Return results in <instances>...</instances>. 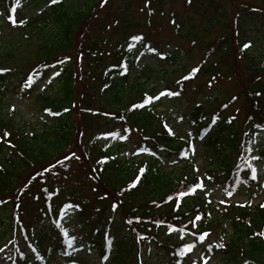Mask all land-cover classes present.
Listing matches in <instances>:
<instances>
[{
    "label": "trees",
    "instance_id": "16d2710c",
    "mask_svg": "<svg viewBox=\"0 0 264 264\" xmlns=\"http://www.w3.org/2000/svg\"><path fill=\"white\" fill-rule=\"evenodd\" d=\"M26 1L3 0L7 17L14 15L19 23V9ZM147 1L149 2L145 5L151 6V0H146L145 3ZM100 2L101 0L99 4ZM258 2L262 4L264 0L242 2L228 22V12L216 4L215 0H183V4L192 14L185 15L182 10H178V19L174 13L171 21L175 23V29L181 31L183 38L185 34L190 37L200 33L198 29L201 24L191 20L194 15H204L208 20L204 22L212 23L214 28L231 29L230 38L236 47L235 59L242 61L240 64L244 67L243 70L238 69V72L229 67L230 50L224 37H227V34L221 33L222 37L214 39L209 46L213 47L212 54L215 53L219 60L205 61V65L199 63L197 73L192 71L196 68L187 71L185 67H178L183 71L184 77L191 74L190 79L194 80L199 72L211 71L212 76L213 72L221 70L232 78L237 76L236 73H241V81L247 71L245 81H250L251 88H255L252 91L246 87L247 92L235 93L237 96L244 95V99L238 98L242 99L243 105L247 104L246 101L250 102L242 117L238 114H224L227 113V105L221 101L222 96L218 95L210 97L204 104L198 103L191 110L190 129L194 126L202 137L208 130L207 120L203 119H208L205 111L207 107L213 108L215 104L217 106V109L213 110L214 118H217L215 126L210 128L207 139L202 142L205 152L202 151L201 154L209 164L206 166L208 180L202 189L195 187L200 180L192 168L194 160L189 154L190 145L195 143L190 131L177 133L173 125L169 127L164 119L158 117L159 113L153 103L145 108L132 109V105L141 103L145 96L143 91H139L140 87L145 88V82L156 75L152 68H146L142 71L146 77L145 81L141 78L127 79L135 63V50H146L154 57H159V51L161 52L151 38L133 30V27H138L137 21L132 22L128 13L120 12L111 15V19L98 17L96 20L93 16L99 5L98 0H86L80 10H70L60 2L59 9L51 8L50 14L41 15L36 23L20 22L18 28H25L28 37H31L32 33L37 36V54L41 58L22 75L24 80H21V83H26L31 77V86L34 87L51 72L55 74L60 70V75L55 76L60 98L46 97L45 102L41 103L44 109L58 114L51 116V125L49 124L44 132L31 137L24 136L21 129H16L14 133L17 125L0 112V138H3L5 131L10 134L7 137L10 144L0 139V208L7 206L5 209L10 211L9 220L0 221V228L3 224L14 228L12 237L8 239L11 240L9 245L12 246L2 264H24L29 261L43 263L46 259L42 254L43 246L51 237L55 240L56 236L62 237L64 243L72 238L69 229L72 217L66 218L68 213L73 214V220L85 218L87 223L83 225H86L89 231L82 237L88 241L90 248L95 247L104 254L111 246L114 251L109 264H176L179 261L195 263L193 251L182 254V250L186 245L194 243H189L187 239L195 240L197 246L203 244L202 247H205L208 236L204 240L205 243L197 239L205 232L219 235L217 241L207 245L204 251L214 257L222 255L216 264H264V237L258 235L264 232V207H261L264 205V199L256 204L249 199L239 205L233 203L221 208L222 206L217 204L208 208L201 196L213 178H216L213 184L221 182L226 186L233 180L239 162L223 165L218 157L224 156V152L229 150L238 154V160L243 158L246 163L249 160L243 157L241 146L243 149L248 142L245 139L250 138L249 134L254 137L257 133L256 126H262L260 128L264 130V41L260 40L263 48L259 52L260 64L257 66L251 59L247 60V53L251 56L250 47H243L260 38H254L250 34L252 25L258 31L261 30L264 36V25L261 24L264 21V8L262 9ZM129 7L130 5L125 3L120 5L119 9L127 12ZM13 8L19 10L17 14L12 11ZM151 12L155 14L154 8H151ZM116 16H119L118 20ZM188 17L190 20L184 21ZM90 24L96 25L94 30V26ZM84 26H89V30L83 32L87 35L85 42L82 41L84 36L81 32ZM91 30L93 32L89 37L88 32ZM245 35L253 39L246 40ZM134 36H141L143 39L134 40ZM74 46L81 47L82 64L78 58L71 60V57L65 56V52ZM166 48L165 56L159 59L174 66L184 50L178 45ZM51 55L57 56L58 60L53 61L54 57L51 58ZM125 64L127 73L123 74ZM9 74L8 71L0 74V87ZM183 75L177 85L181 86L179 90L185 89ZM163 78V74L158 75L160 82ZM76 86L78 88H75ZM160 89L162 88L159 87ZM99 94L101 100L108 98L109 105H105L107 108L103 111L94 112L92 98ZM254 98L257 99L256 103ZM253 118L258 120L260 126ZM108 120L119 121L116 127L121 124L124 133L115 130L126 135L127 140H118L113 145L116 135L112 133L113 140L108 142L101 134V129L109 125ZM9 126L14 131L8 129ZM168 128L175 131V134H169ZM132 133L138 138L137 143L133 142V148H137L136 153L141 154V158L135 161L134 154L129 157L132 162L119 161L113 156L117 152L116 147L119 143L127 144ZM161 151L165 152L167 158H176L171 162L183 161L184 168L164 169L163 165L168 162L159 161L156 157ZM76 152L82 161L71 163L77 159ZM72 153H75V157L65 159V156ZM204 154L210 156V160L205 159ZM84 163H87L91 170L85 169ZM210 165L213 166L209 167ZM246 166L249 168L247 163ZM141 169H144L142 174ZM26 171L31 175H26ZM22 175L29 177L24 180ZM137 176H140L139 182L135 187H130ZM193 188L195 194H191ZM254 189L256 192L257 185ZM180 192L189 194L180 197ZM170 196L173 199L169 200ZM23 202L25 204L22 208ZM9 203L12 207L8 206ZM69 205L78 207H68ZM113 205H117L115 210ZM86 210L90 215H87ZM216 213L220 217L216 218ZM197 215L202 219L195 221L194 227L192 221ZM182 233L187 235L186 239L178 236ZM193 233L196 235H192ZM221 243L224 248L217 247ZM56 248L49 250L54 251ZM154 249L159 253L154 255Z\"/></svg>",
    "mask_w": 264,
    "mask_h": 264
},
{
    "label": "rangeland",
    "instance_id": "374dc122",
    "mask_svg": "<svg viewBox=\"0 0 264 264\" xmlns=\"http://www.w3.org/2000/svg\"><path fill=\"white\" fill-rule=\"evenodd\" d=\"M63 2L64 6L70 10H80L81 7L84 5L86 0H60ZM146 0H101L99 5H97L95 9V15L93 16L94 19H98V17H109L111 19V15L114 16V13L120 12L122 13H128V18L135 22L137 21L138 27H133V30L140 31L144 33L148 38H151L154 45H158L159 49L161 50V54H166L167 48L166 47H172L174 45L180 46L182 50H184L183 55L177 60V64L174 66H170V63L166 64L163 63L162 59H159L158 56L154 57L151 56L147 51L143 49H136L135 50V63L132 65V69L130 70L128 74V78H135V80H139L141 78L142 81H145L146 77L143 74V70L146 68H152L154 70V74L151 76L147 82H145V88H141L139 91H144L149 96H156L160 92L166 90L163 87H166L167 90L176 91L178 88V84L180 83L179 80L181 76L184 74L183 71L178 69V67H185V70H189L192 67H195L197 69V66L199 63H203L205 65V61L213 62L214 60L218 61L217 56L215 53L212 54V51L206 50L210 44L214 42V39L221 38L222 34H227L224 36L226 43H228L229 46V58H228V65L229 67L235 71L238 72V69L243 70L242 61L235 59L236 57V47L234 45L233 40L230 38V31L231 29H227V27H222L220 29L214 28L212 23H206L204 21H208L204 15H194L191 20L196 21V24H201V27L198 29L200 32L199 34H195L194 36H187L185 34V38H183L181 31H178L175 29V23H171L173 21L174 13L176 14V17L178 19V13L176 11L182 10L185 15L192 14L191 11H189L188 7L183 4V0H151V6H145ZM248 0H215V3L220 5V7L225 8L228 12L229 16H227L228 22L231 21V16L233 13L236 12L237 7L242 2H247ZM3 0L0 2V68L8 69L11 76H6L7 79H5L4 84L0 87V112L2 115L10 119L12 123L17 125L19 128H15V131L12 129V127H8L11 131H14L16 133V129H21L23 131V135L27 137H31L34 134H39L41 132L45 131V128L48 127V125H51V116L53 114H49L45 111L44 107H42V102H45L46 97H53L55 99L60 98L59 94V86L57 84L56 77L54 75V72H51L47 77L39 81L34 87L25 88V83L22 84L21 80H24L22 75L25 74L27 71L30 70V68L35 64L37 60H41L40 55L37 54V45L39 44V40L37 39V36H35V33H32L31 37H28V31L23 28L19 29L16 27L13 23L7 22L9 19L8 14H6V7H4V2L2 4ZM125 3L129 4V11L122 12L121 9H119V6L125 5ZM258 5L264 8V3L260 4L258 2ZM61 7V3L52 4L51 0H27L23 7L21 8L20 15L23 23L25 21H35V23L40 19L41 15L50 14L51 8L59 9ZM203 8H206L202 5ZM147 8H154L155 14L153 13H147ZM170 11H172L170 13ZM116 19H119V16H116ZM190 17L185 19L184 21H189ZM19 21V20H18ZM210 22V21H209ZM264 22V21H263ZM261 22V24L264 25V23ZM10 23V24H9ZM208 24V25H204ZM94 26L93 30L96 25ZM87 28V29H86ZM89 30V26H84L81 29L82 35L84 36L83 42H85V38H87V35L84 34ZM93 30L89 31V37H91ZM84 32V33H83ZM245 34V32H244ZM250 34L254 36H259L260 38L255 41L252 40V37L246 36V40L250 39L251 47H250V54L247 53L249 57L248 59H251L253 63H256V66L260 64L258 61L259 59V52L262 51L261 48H263L260 43L264 41V36L261 30H257L256 27L252 25L250 29ZM194 38V39H193ZM255 38V37H254ZM193 41V43H191ZM9 53V55H8ZM81 53V47H72L69 51L65 52L66 57H71V60L79 59L82 64V57L80 55ZM53 58V61L58 60L57 56L51 55V58ZM263 60V59H262ZM220 62V61H219ZM250 64V63H249ZM264 64V61L262 62ZM231 65V66H230ZM204 68V66H203ZM59 69V68H56ZM163 70V71H162ZM215 71V70H214ZM60 73V70L57 71ZM161 72V73H160ZM198 72V71H197ZM196 72V73H197ZM246 72L244 73L243 80L239 81V75L236 73L237 76L234 78L231 77V75L224 73V71L218 70L216 72H213L214 74L211 75V71L209 73L199 72V74L196 76L194 80L191 79H182V81H185V89L180 92V95L178 96H164L161 97L160 100L155 101L153 105L157 106V113L158 117L164 119L169 125H173L174 129L177 131V133H183L184 131L187 132L190 130V125L192 122L191 118V108L192 106L196 105V103L200 102L204 104L206 100H208L210 97H213L214 95L222 96L223 103L227 105L226 112L224 114H238L239 117H242L245 108L247 107V104H249V101H246V105H243L242 99L238 98H245L244 95L239 94L238 96L235 95L237 91L245 93L247 92V88L251 89L252 91L255 90L254 87L251 88V85L249 84L250 81L247 80ZM163 74L164 78L158 80V75L161 76ZM250 74V73H249ZM184 78V75H183ZM49 80H51V83H49ZM164 85V86H163ZM129 86V85H126ZM159 87L162 88L159 90ZM75 88H78L76 86ZM264 91V89H263ZM138 92V91H135ZM177 92V91H176ZM251 93V92H250ZM102 94V93H101ZM253 94V93H252ZM133 95V94H132ZM250 95V94H249ZM248 96V95H246ZM257 99H253L255 102ZM92 110L95 112L96 110L103 111V109L109 105L108 98L105 99V97L101 100V95L95 96L94 99L92 98ZM107 103V104H106ZM253 103V102H252ZM256 103V102H255ZM106 105V106H105ZM262 105V104H261ZM14 108V110H12ZM107 108V107H106ZM217 106L216 104L213 106V108H208L206 113L215 116L213 110H216ZM119 111V110H117ZM239 111V113H238ZM102 116V114L100 113ZM256 120V118H253ZM257 125L260 126L258 120H256ZM108 126L101 129V134L108 139V142H111L112 139V133L116 135L115 140L112 142L113 145L116 144L118 140L121 139L120 142H123L122 137H126V135H122L117 133L115 129H118V131L121 130V124L116 127L118 124L117 122L108 120ZM189 123V124H188ZM261 127V126H260ZM260 127L256 126V134L254 137L249 134L250 138L248 141V146H251L252 151L249 153H245L247 156L256 157L259 156L261 159H251L252 165L257 170V178L250 182L251 176L248 175L245 172V165L243 164V160H238L236 158L237 153H231V151L227 150L224 153V156L218 157L219 161L223 163V165H226L227 163L235 164L238 163L237 170L233 174V179L228 186L229 188L232 185V182H237L240 179V177L244 178L242 179V183L246 182L248 185L253 186L255 183H258L257 186H259V192L254 194L253 188L247 190L244 187H241L240 194L238 188H234L232 191H230L228 194H230V201L233 203L236 202H244L247 201L251 197V201L256 204L257 202L261 201L264 197V188L261 186L264 184V130H262ZM187 130V131H186ZM251 131V129H249ZM122 133H124L122 128ZM249 131V132H250ZM208 133V131L206 132ZM111 134V135H109ZM130 137V140L127 141V144H118L116 147V154H113V156L118 159L119 161H128L132 162L129 157H133L135 154L134 160L138 161L140 160L141 156L136 153L137 148H133L134 143H137L138 140L137 136L132 133ZM208 134L204 137L207 139ZM202 140L198 138L196 145L194 146L196 153L194 154L195 160L197 161L194 169L199 170L200 176H204V171L206 169L207 164L205 160L202 159L201 152H205L204 149H202ZM240 149V148H239ZM241 150V149H240ZM235 152V151H234ZM206 155V154H204ZM76 157L78 159H74L71 161V163H75L78 161L81 162V158L76 152ZM157 159L159 161H164L167 164H164V169L171 170L173 166L169 164V162L176 159L174 156H171L167 158V155L164 151L159 152L156 155ZM210 156H205V159L210 160ZM136 163V162H135ZM134 163V164H135ZM212 163V162H209ZM181 164H176L174 167H181ZM213 165H210L211 167ZM83 167L87 170H91L87 163L83 164ZM211 171H213L212 168H209ZM80 171V170H79ZM30 172L26 171L25 174L28 175ZM31 174H29L30 176ZM28 176V177H29ZM28 177H24L22 175V179L25 178L28 179ZM221 178V177H219ZM222 179V178H221ZM23 180V181H24ZM216 181V178L212 179V183L209 184V186L204 190V194L201 196L204 199V203H206V207L210 208L213 206V204L209 201H218L222 199V192H221V186L219 184H213ZM252 181V179H251ZM262 183V184H261ZM219 185V186H218ZM254 194V195H253ZM223 195H226L225 193ZM26 201V200H25ZM207 201V202H206ZM219 203V202H217ZM25 202L22 204V208L24 206ZM216 204V202H215ZM214 204V205H215ZM222 205V204H219ZM10 207H12V204L9 203ZM7 206H4L0 210V221H6L9 220V212L5 209ZM222 206L221 208H223ZM87 215H90L88 210L85 211ZM69 217H72L71 222V235L74 238L73 243L70 244L68 247L61 246L59 250L56 252H49V246L58 245L62 240H54V238L51 237V240L47 241V243L43 246V253L45 252V256H49L48 258L52 257L51 261L48 264H109L110 258H108L107 255H103L98 252V250L93 247L90 248L88 241L85 240L82 236L85 235L89 228L86 225H83L84 223H87L85 221V218L73 220V214L68 213ZM216 218L220 217L219 214H214ZM93 217V216H92ZM221 224H223V219L221 220ZM8 225L3 224V226L0 228V263L3 261V257H6L7 251L9 246L7 245V239L9 237H12V233L14 232L13 227H7ZM5 231V232H4ZM8 231V232H7ZM230 232V231H229ZM220 231L218 230V234ZM3 236V238H2ZM219 235L217 234H209L206 242L207 245L213 244V242L217 241V237ZM182 238L183 235H180ZM61 238V237H57ZM184 238V237H183ZM55 241V242H54ZM205 243V242H204ZM62 244V243H60ZM198 246H201L198 244ZM159 253L156 249L153 250V254L156 255ZM204 253V250H199L198 255L202 257V254ZM112 255V254H111ZM221 254H218L216 257H214L212 254L207 253L205 254V257L207 259V264H216L219 261V258H221ZM64 257L67 259H64ZM73 259V260H72ZM72 260V261H71ZM196 261H201V258L196 257ZM199 263V264H200ZM36 264H41L40 261H36ZM166 264V263H164ZM176 264H195L194 262L186 263V261L178 262ZM198 264V263H196Z\"/></svg>",
    "mask_w": 264,
    "mask_h": 264
},
{
    "label": "snow or ice",
    "instance_id": "6c2138e0",
    "mask_svg": "<svg viewBox=\"0 0 264 264\" xmlns=\"http://www.w3.org/2000/svg\"><path fill=\"white\" fill-rule=\"evenodd\" d=\"M18 2H19V0H18ZM58 2H60V0H51V3H52V4H56V3H58ZM12 11L15 12L16 9L13 8ZM10 18H11V17H10ZM21 22H22V21H21ZM13 23H14V24L16 23L15 19H13ZM133 39H134V40H142L143 37H141V36H134ZM243 47H244L245 49H247V48L251 47V45H250V44H245ZM152 50L155 51V49H152ZM61 63H63V61H61ZM123 69H124V73H123V74H126V73H127V65H126V64L123 65ZM6 71H9V70H8V69H0V74L4 73V72H6ZM192 71H193V73H195V72L198 71V69H193ZM54 75H55V76H59L60 73H59V72H56ZM190 78H192L191 74H190L189 76H185L183 79L187 80V79H190ZM31 83H32V78L29 77L28 80H27L26 83H25V88H30V87H31ZM49 83H51V80H49ZM178 95H180L179 92L171 91V90H167V89L164 90V91H162V92H160V93H159L158 95H156V96H149V95L145 94V96H144L142 102L139 103V104H133V105H132V109L145 108L147 105H150V104L154 103L155 101L160 100V98H161V97H164V96H169V97H171V96H178ZM12 110H14V108H13ZM130 110H131V109H130ZM45 111H46V112H49V114H53V115H57V114H58V113H52L51 110H49V109H45ZM216 119H217V118H214L213 121H212V123H215V122H216ZM165 127L167 128V125H165ZM168 132H169V134H172V135L175 134L171 128H168ZM9 135H10V134H9L7 131H5V132H4V135H3V138H0V139H3L4 142L10 144V141L7 140V137H8ZM109 135H111V134H109ZM122 138H123V139H127V137H122ZM73 157H75V153H72L71 156H65V159H71V158H73ZM75 158L78 159V157H75ZM251 159L259 160V159H261V157L256 156V157H252ZM246 163H247L248 166L251 168V176H252V179L255 180V179L257 178V170H256V168H255L254 166L251 165V160L246 161ZM45 170H47V169H45ZM140 172H141V174H142V173L144 172V169H141ZM139 180H140V176H137L136 180L133 181V183L130 185V187H135L136 184L139 182ZM195 187H198V188H201V189H202V188H203V184H198V185H196ZM188 194H189V193H186V192H180L178 195H179L180 197H183V196L188 195ZM191 194H195V188H193V189L191 190ZM168 199L171 200V199H173V198L170 196V197H168ZM210 202H211V201H209V203H210ZM221 203H225V201H221ZM241 206H244V205H241ZM68 207H78V206L69 205ZM116 207H117V205H113V210H115ZM261 207H264V205H261ZM66 210H67V209H66ZM209 215H210V214H209ZM201 219H202V217H201L200 215H197V216L195 217V220L192 221L193 226H194V227L196 226L195 221H199V220H201ZM173 231H176V229H173ZM180 231H183V230H180ZM65 235H67V233H65ZM192 235H196V234L193 233ZM208 235H209V233L205 232V233H203V234H200V235L197 237V239H198L201 243H203L204 240H205V238H206ZM258 235H260L261 237H264V232H261V233H259ZM182 238H183V237H182ZM73 239H74V238H73ZM69 244H71V240L69 241ZM195 247H196V244H195V243H193V244H189V245H186L185 249L182 250V254H185L186 252L191 251V250L194 249ZM217 247H218V248H224L225 246L221 243V244H218ZM205 264H207V261H205Z\"/></svg>",
    "mask_w": 264,
    "mask_h": 264
}]
</instances>
